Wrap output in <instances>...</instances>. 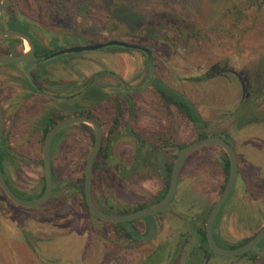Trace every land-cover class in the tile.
<instances>
[{
	"label": "rangeland",
	"instance_id": "rangeland-1",
	"mask_svg": "<svg viewBox=\"0 0 264 264\" xmlns=\"http://www.w3.org/2000/svg\"><path fill=\"white\" fill-rule=\"evenodd\" d=\"M63 1L74 12L69 9L67 17L63 13L57 21L52 20V13L36 11L37 2L31 0H9L6 12L35 20L39 28L32 27V35L45 57L71 46L109 40L148 48L154 58L150 80L183 94L206 124L207 137L224 135L235 150L238 175L215 219V243L230 249L251 239L264 227V120L237 128L253 113L239 109L234 120L230 115L247 93H259L257 111L264 117V75H260L264 67V13L242 36L225 43L215 39L205 46L184 39L175 46L154 40L150 31L140 30L142 26L130 29L120 19V12L116 11V16L102 12L97 0H87L85 9L77 8L79 0ZM133 1L126 8L131 10L132 6L147 24L165 21L169 15L186 22L208 23L219 2ZM116 2L118 6L123 4ZM125 18L133 20L127 12ZM14 47V53H9L0 44V55H18L28 49L24 42ZM147 76L145 54L119 47L63 53L43 58L29 69L23 63L0 65L3 136L10 149V157L3 165L14 193L24 201H34L41 191L43 136L35 130L39 129L41 119L51 115L67 118L74 115L73 109L82 108L101 121L103 144L108 150L107 158H98L92 176V196L97 208L115 214L121 209L132 211L156 205L155 199L164 192L165 181L155 169L165 160L174 163L180 147L198 139L190 121L174 106L158 100L147 84ZM244 76L251 86L245 93L241 81ZM32 77L35 88L33 83L28 84ZM93 78H97L95 84L115 87L120 79L121 95L110 90L104 102L92 107L77 92L84 95V86ZM37 88L47 95L37 93ZM117 103L119 109L115 108ZM131 130L155 149L167 142L165 155L142 154L138 168L133 170L136 149L129 135ZM92 144L91 127L87 124L65 127L55 135L50 160L58 190L43 207H18L0 189V264H158L167 243L172 247L180 243L181 249L178 253L173 251V257L163 264H169L174 255V263L177 258L187 259L191 255L193 264H264V241L240 258L206 252L193 239L192 227L206 225L226 185L227 176L220 165L223 152L219 148L206 146L187 157L180 169L174 200L150 222L155 228L149 234L154 237L130 250L125 240L114 237L110 223L98 221L87 211L83 198L71 187L83 185L85 161ZM109 206H114V210H108ZM143 225L138 220L126 227L143 230ZM159 244L160 250L153 257L144 258Z\"/></svg>",
	"mask_w": 264,
	"mask_h": 264
},
{
	"label": "trees",
	"instance_id": "trees-1",
	"mask_svg": "<svg viewBox=\"0 0 264 264\" xmlns=\"http://www.w3.org/2000/svg\"><path fill=\"white\" fill-rule=\"evenodd\" d=\"M31 1L37 2L36 6H35L36 11L43 9L42 13H49V14L52 13V17H53L52 20L55 19V21L60 19L62 17L61 14H63V13H64V17H65L66 12H68L69 9H70L69 12H71V11L74 12V9L68 8L66 3H64L65 1H63V0H31ZM98 1H99L98 4H99L102 12L105 11L106 13H108V15L110 14L112 16L116 14V11L120 12V14H119L120 19L125 24H127V26L130 29L131 28L136 29V28H139L142 26L141 29L140 28L139 29L150 31L154 40H155V38H156V40L158 38V39L165 41V42L168 41V43H170L171 45H175V46H177V44L179 43L180 40H184V39L191 40L194 42H199L205 46H209L210 43H213L215 39H218L221 43H225L231 39H235V38L242 36L248 29H250L253 26V24L255 25V21L258 19V17L261 14L264 13V0H218L219 2L217 3V5L215 4V6L212 9V14H211L210 18L208 19V21H209L208 23H206V22L197 23V22H190V21L186 22V21L181 20L179 17L169 15L166 17L167 20H165V21L161 20L157 24H147L145 22V20L141 19V17H143V16H141V15L139 16L138 14H136V12H134V9L132 6H131V10H129V8H126V7H128L127 5L130 4V2L131 3L134 2L133 0H97V2ZM116 1L123 2V4L121 6H118ZM79 2H80L79 6L77 8H79V9L84 8L85 9V6L88 3L87 0H79ZM55 5H58V6H55ZM110 8L113 9V11H111V13L109 12ZM126 12L129 13L133 17V20L127 21V19L125 18ZM106 17H107V15H106ZM168 17H169V19H168ZM0 27L6 28V29L19 30V31L29 35L31 37V39L33 40L34 45H35V56H34L35 59L41 60L46 56V55L44 56V54L41 53L40 44L38 43L37 39L32 35L33 34L31 31L32 27H34L36 29L39 28L38 25L35 23V20L33 18L22 17V16L17 15V13L16 14L15 13L14 14H8L7 12H4L3 14L0 15ZM17 43L22 44V41L19 39L12 38V40L9 44V47L7 49L9 51V53H14V48H15L14 45ZM137 45L141 46L140 44H137ZM142 47H144V46H142ZM121 49L124 51L129 50V49H125V48H121ZM16 64L17 63H15L13 65H16ZM261 68H262V70H261L262 74H260V75L262 77V75H264V69H263L264 67H261ZM241 81L245 87L244 93L246 91H249L251 86H249V83L247 82V77L246 76L242 77ZM149 83H150L149 85L152 87V89L155 92L158 100L161 103L174 106L179 111V113L181 115H183L188 121L191 122V124L195 127V129L197 131V139L198 140L207 137V135L205 134V131H204L206 128V124L200 118V116L197 113L194 105L183 94H180V93L168 88L162 82H159V81H150ZM93 90H94V93L90 92V89L86 90V93L88 94L89 97L86 94L84 95V97H82L83 100L89 101V102H90V100H92L91 99L92 97L93 98L95 97L94 101L91 102V106L93 105V103H94V105L97 106L100 103L104 102L109 97L106 93L99 92V91H97V89H93ZM255 95H258V96H255ZM258 97L261 98V96H259V93L254 94V95L247 93V95H245L244 98L239 102L238 106L232 111L230 117H232L233 120H234V115L238 112L239 109L242 111L248 110V111H250V113H253V115H248L246 118H244L245 119L243 121L244 125H241L240 123H238L239 126L237 128H242L247 124H251L253 122H259V121L264 120L263 114L261 112L257 111L258 108H257L256 101H257ZM115 108L116 109L120 108L118 103H117ZM72 111L74 112L73 116H76V115L88 116L90 118L96 119L101 124V121L99 119H97L96 117H94L92 115L91 111H88V110H85L82 108L81 109L76 108V109H73ZM63 118L64 117H61V116L59 117L58 115H57V117H53V115H51V117H49V118L45 117L44 119H41V122H40L41 124L39 125L40 126L39 129L37 128L35 130L40 131L42 133L43 140H44V137L47 134L48 130L51 127H53L58 121L62 120ZM233 125H234V122H233ZM129 135L132 137L133 142L135 143V149H136L135 150L136 151L135 152V158H134V161L131 165V168L133 170H135L139 166L138 164L140 162V159L142 158V154H144L142 150L145 146L144 145L145 142H142L143 140L132 130L129 132ZM218 136L221 137L222 139H224L226 142H228L227 137H225L224 135L220 134ZM167 145H168L167 142H165L163 144V147L161 146L160 148L155 149L154 146L147 143V149H148L149 153H156V154H159L161 156H164L165 155L164 150L167 149V147H168ZM215 147L219 148L217 146H215ZM182 149H184V148L180 147L179 150L181 151ZM219 149L223 152V157L221 158L220 165H221L222 170L224 171V173L226 174V176L228 178V172H229L228 159H227L225 152L221 148H219ZM107 151H108L107 146H105L102 143V146L100 147L99 152L97 154V158L95 159V162H94L93 171L98 167V158L99 157L107 158V156H108ZM9 157H10V149L7 146H5V137L2 134L1 141H0V167L2 170V174L5 178V181H6L7 185L9 186V188L11 189L10 185L8 184V182L6 180L5 172H4V165H3L5 160ZM172 168H173V163L172 164L168 163L167 160H165L160 164V166L158 165L157 169H155L158 173H160L163 176L164 181H165L164 192L161 193L155 199V204L159 203L164 198V196L166 195V192L168 190V185L170 182V176L172 173ZM51 175H52V194H51L49 200L47 201V203L53 199V195L58 190V188L55 186L56 182H55L54 172L52 170V163H51ZM263 184H264V180H263ZM71 187L77 194H80L84 200L83 185L80 186L77 184H73V185H71ZM224 187H223V189H224ZM43 192H44V178H43V185L41 187L40 193L37 196H34L35 200L40 198L42 196ZM21 195L23 196V194H21ZM92 198H93V196H92ZM93 202H94V198H93ZM46 204H44L43 206H45ZM94 204H96V203L94 202ZM43 206H41V207H43ZM84 206L87 209L85 200H84ZM151 206H153V205H151ZM151 206L137 207L132 211H129L127 208L124 211H122V209H121V210L116 211L115 214H119V215L128 214L131 212L148 209ZM114 208H115L114 206H109L108 210L113 211ZM87 211H88V209H87ZM164 211H166V209ZM164 211H162L159 214H162ZM105 213H110V212L106 211ZM110 214H114V213H110ZM159 214H157V215H159ZM157 215H155L154 217L152 216V217H146V218L138 219L139 221L144 222L143 230H137L133 226L128 227V228L126 227L127 225L132 224L134 222H137L138 220H134L131 222H125V223H110L112 228H113L114 237L117 240H125L127 242L126 248H128L130 250L135 248L138 244H141L142 241H147V242L151 241L150 239H152L154 237V234H152V233L149 234V233H150L151 229H153L155 227H153V224H151L150 222ZM192 230H193V234H194L193 239H195L196 246L200 245L201 247L206 249V252L210 251L208 248L206 237H205V226L204 225L202 227H199V226L195 227L194 226V227H192ZM249 240H246L243 243L236 245V247H233V248L240 247L243 244L247 243ZM263 241L264 240H262L261 242L263 243ZM261 242L257 246H260L262 244ZM28 243L30 244L29 241H28ZM160 247H161V244H159L154 249H152L150 251V253H148L144 258L150 259L151 257H153L160 250ZM166 248H165L164 254H162L161 259H160L158 264H163L164 262L169 261L173 257L172 252L177 251V253H178V250L181 249V244L178 243L177 245L172 247L171 245H169L167 243ZM246 254H244L243 256H245ZM175 256H177V255H174L173 259H175ZM243 256H241L240 258H242ZM191 257L192 256L190 255L188 257H185L187 259L182 258L180 260H178V258H177L175 263H174V261H172L173 260L172 259L169 262V264H176V262H179V264H193L192 263L193 261L190 262ZM188 258L190 260H188ZM205 259H206V257L203 260H205ZM200 262H198L197 264H200Z\"/></svg>",
	"mask_w": 264,
	"mask_h": 264
},
{
	"label": "water",
	"instance_id": "water-1",
	"mask_svg": "<svg viewBox=\"0 0 264 264\" xmlns=\"http://www.w3.org/2000/svg\"><path fill=\"white\" fill-rule=\"evenodd\" d=\"M9 5V0H0V15L7 11ZM0 38H15L19 39L27 45V50H24L22 53L18 55H0V65L5 64H15V63H26V68L29 69L34 65H37L40 61L34 60L35 56V45L31 37L19 30L14 29H6L0 27ZM106 47H120L129 50H138L143 52L146 55L147 60V70H148V79L150 80L152 77L153 70V54L152 52L145 47L139 46L137 44H130L123 41L117 40H109L103 43H94L87 44L83 46H71L55 53L50 56L44 57V59L52 58L58 56L63 53H80L83 51H96ZM244 85L242 84V91L244 92ZM76 124H87L91 127L94 135V141L88 155L86 157L85 166H84V175H83V193L84 200L87 206L89 213L97 220L108 223H125L131 222L134 220L152 217L155 216L165 209H167L172 201L174 200L177 185H178V176L182 164L185 159L191 155L196 150L206 147V146H217L221 148L228 159L229 163V172L226 185L218 197L216 202L214 203L205 225V237L207 240L208 248L210 251L226 257H241L244 254L252 251L257 245L264 239V227L261 228L247 243L243 244L237 248L224 249L218 246L213 238V226L217 214L221 207L224 205L229 195L231 194L236 178L238 175L237 169V156L233 146L226 142L224 139L218 136L206 137L200 140H197L190 144L189 146L182 149L177 155L172 168V173L170 176V182L168 185V190L164 198L156 205L141 211H135L128 214H110L105 213L97 208V206L93 202L92 198V176L94 169L95 158L99 152L102 143V127L101 125L93 118L88 116H70L67 118H63L58 121L53 127H51L47 134L44 137L42 144V163H43V178H44V192L40 198L34 201H24L20 199L7 185L5 178L2 174V170L0 167V189L3 194L16 206L25 208V209H33L37 207H41L47 203L51 194H52V175H51V160H50V147L51 142L55 135L65 127L76 125ZM4 128V115L2 112V108L0 106V141Z\"/></svg>",
	"mask_w": 264,
	"mask_h": 264
},
{
	"label": "flooded vegetation",
	"instance_id": "flooded-vegetation-1",
	"mask_svg": "<svg viewBox=\"0 0 264 264\" xmlns=\"http://www.w3.org/2000/svg\"><path fill=\"white\" fill-rule=\"evenodd\" d=\"M11 40H12V38H5V39H1L0 38V44L2 45V46H5L6 47V49H8V47H9V44H10V42H11ZM146 56V55H145ZM33 59L34 60H37V59H35V57H33ZM42 60V59H41ZM37 61H40V60H37ZM24 65L26 64L25 62H22ZM238 78H241V77H238ZM97 78H93L91 81H89L85 86H84V88H83V91H84V95L86 94L87 96H88V94L86 93V90H88V89H90V92H92V93H94V90L93 89H97V91H99V92H103V93H106L107 95H109L108 94V91H110V90H112V92L114 93V95H121V89H120V86H122V81L120 80V79H117V86L115 87V86H112V85H105V84H95V80H96ZM151 80H149L148 79V76H147V84L149 85ZM31 83H33L34 84V88H35V86H36V82H35V80H34V78L32 77L31 79H30V82L28 83L29 85L31 84ZM93 88V89H92ZM128 87H124V90H125V92L127 93V92H129L128 90ZM36 92L37 93H39V92H42V89L41 88H37V90H36ZM83 92H77V95L79 96L80 95V97H84V95L82 94ZM41 95H44V96H46L47 94L45 93V92H42L41 93ZM50 96H52V95H50ZM89 97V96H88ZM71 98V97H70ZM95 98V97H94ZM94 98L92 97L91 99L92 100H90V103L91 102H93L94 101ZM89 102V101H88ZM96 105H94V103H93V105H92V107H95ZM94 119V118H93ZM96 120V119H95ZM97 121V120H96ZM98 122V121H97ZM99 123V122H98ZM100 124V123H99ZM101 125V124H100ZM101 127H102V125H101ZM35 129H36V127H35ZM91 131H92V129H91ZM103 133V132H102ZM3 134V133H2ZM139 136V135H138ZM143 141L142 142H145V146H144V148H143V153L145 154V153H149L148 152V149H147V142L145 141V139H143V137H141V136H139ZM92 138H93V141H94V135H93V131H92ZM102 143H103V136H102ZM102 143H101V146H102ZM147 150V151H146ZM96 158H97V156H96ZM95 158V159H96ZM187 159V158H186ZM185 159V160H186ZM185 162V161H184ZM183 165V164H182Z\"/></svg>",
	"mask_w": 264,
	"mask_h": 264
},
{
	"label": "bare ground",
	"instance_id": "bare-ground-1",
	"mask_svg": "<svg viewBox=\"0 0 264 264\" xmlns=\"http://www.w3.org/2000/svg\"><path fill=\"white\" fill-rule=\"evenodd\" d=\"M27 50V49H26Z\"/></svg>",
	"mask_w": 264,
	"mask_h": 264
}]
</instances>
